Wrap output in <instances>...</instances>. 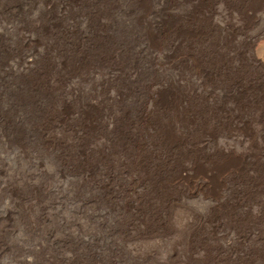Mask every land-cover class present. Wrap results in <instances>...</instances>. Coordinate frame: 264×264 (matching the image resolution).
Instances as JSON below:
<instances>
[{"label": "rangeland", "instance_id": "rangeland-1", "mask_svg": "<svg viewBox=\"0 0 264 264\" xmlns=\"http://www.w3.org/2000/svg\"><path fill=\"white\" fill-rule=\"evenodd\" d=\"M173 2L0 0V264H264V138L208 123L214 136L194 134L164 149L178 143L176 107H167L163 88L176 84L179 51L168 53L148 22L179 12ZM263 9L245 28L252 51L264 49ZM169 31L175 39V28ZM26 35L35 38L24 42ZM208 42L205 58L220 48ZM32 47L41 56L26 72L16 55ZM57 50L68 57L60 74ZM154 95L148 123L141 115ZM82 100L94 105L84 117ZM165 122L173 128L156 131ZM196 126L188 124L196 132L204 125ZM250 127L264 126L254 120ZM254 173H262L258 185L247 183Z\"/></svg>", "mask_w": 264, "mask_h": 264}, {"label": "bare ground", "instance_id": "bare-ground-1", "mask_svg": "<svg viewBox=\"0 0 264 264\" xmlns=\"http://www.w3.org/2000/svg\"><path fill=\"white\" fill-rule=\"evenodd\" d=\"M173 3L180 5L181 9L179 10V12H177V13L167 12L164 20H163V16L161 17V19H162L161 22H159V20L157 21L155 18H152V20H150V21L148 19V21H149L148 23H150V24L153 23L151 26L150 25H148V26H150V27L153 26L154 30L163 34L164 45L169 46V48H167L168 53H170L171 51H175V50L179 51V56H178L179 68L176 72V77L174 78V81H173V83H176V84L171 85L170 87L165 86L163 88L164 89L165 103L168 105L167 107L172 106V104H173V106L176 107L175 108L177 111L176 116L175 115H173V116L176 117L174 119L176 121H174V122H177L176 134L178 135L177 136L178 143H177V139H176V141H174L173 144H170V145L166 144L165 145L166 147H164V149H166L168 151L176 149L177 146L180 145L182 140H184L185 138L193 137L194 134H196V136L199 134L202 136H208V137L214 136L215 133H211V131L208 128H206V126H205V124L208 125V123L212 124L213 126L214 125L215 126H218V125L223 126V125H227V124H228V126L232 125V128H234L233 130H236L239 132L241 131L242 135H244L246 137H250L251 139H253V138H255L254 136H257V137H261V139H263L264 138V127L253 130L250 127V124L252 121L255 120V121H257V123L260 122V126L261 125L264 126V49L252 51L251 44H252L253 34H250L247 31H245V28L249 24V22H251V21L255 22L254 20H256V18L258 17L257 16L258 10H260V8H264V0H174ZM140 4H142V2H140ZM89 7L91 8L92 6H89ZM147 9H148V7H147ZM232 9L237 13V15H234V18L237 20L232 18V16H233L231 13ZM93 10H95V9H93ZM140 10H142V9H140ZM144 10H145V8H144ZM47 11H49V10H47ZM146 11L148 12L149 10H146ZM97 12H98V9H97ZM99 12H100V10H99ZM143 13L140 14L142 17L144 16V15H142ZM106 14H107V10H106ZM148 14H150V13H148ZM101 15H103V14H101ZM140 15H139V17H140ZM144 22H146V19ZM154 24H157V27ZM97 25H98V23H97ZM45 26H46V23H45ZM101 27H102V25H101ZM172 28H175V31H176L175 39L170 38V31L169 30H171ZM239 30H243L244 32L242 33L243 35L240 36V38L238 37L239 39L236 37L238 40L237 41L235 40L236 41V43H235L233 39H235V34ZM41 32H43V31H41ZM67 34L65 33V35H63V37L64 36L66 37ZM154 35L152 37H154ZM32 37H34V36H32ZM32 37L26 35L25 39H23V40H24V42L29 43L32 40ZM66 38H68V37H66ZM210 38L216 39V42L220 44V48H218L217 50H214V49L209 50V56L205 58L206 53H203L202 45H205V46L208 45V43H209L208 41ZM200 41H204V44L200 43ZM42 43H43L42 44L43 47H45V48L48 47V50L51 49V46H52L51 43H49V44L44 43V42H42ZM103 43H106V42H103ZM110 44H111V42H110ZM60 45H62V44H60ZM90 46H92V45H90ZM104 46H106V45H104ZM108 47H111V46H108ZM64 48H65V46H64ZM72 48H73V46H72ZM75 48H73V49H75ZM27 49H29V48H27ZM52 49H54V48H52ZM35 50L32 47L31 50H28V52L16 55L17 56V64H20L22 69L26 72L30 71V70L32 71V69L34 67L33 65L35 64L36 56H41V52L35 51ZM63 50L64 49H62L61 52H63ZM96 50H99V49L97 48ZM107 50H108V48H107ZM111 50H109L110 53H111ZM114 50L115 49H113V51ZM44 52H42V53H44ZM87 53L88 52H86V54ZM111 54H113V53H111ZM164 54H165V52H164ZM4 55H6V54H4ZM81 55H83V54H81ZM260 56H261V58H260ZM55 57H56V61L54 60V63L56 62L55 63L56 67H55L54 71L55 72L57 71L56 73L60 74V68L59 67L64 66L67 68L68 57L66 54L60 53L59 50H57ZM72 57H73V55H72ZM74 57H76V56H74ZM122 57H123V54H122ZM76 58L78 60V57H76ZM202 58H205L203 62H202ZM100 59H102V58H100ZM112 59H110V60H112ZM114 59H115V57H114ZM95 60H97V59H94V61ZM108 61H109V59H108ZM78 62L81 63L80 59L78 60ZM87 62H88V60H87ZM105 62H107V61H105ZM92 63L95 64V62H92ZM97 63H98V60H97ZM101 63H104V62H101ZM93 65L91 64V67ZM113 66L115 68L116 65L114 64ZM98 68H101V67L98 66L97 69ZM114 68H113V70H114ZM72 70H77V69L72 68ZM67 72H69V71H67ZM108 72H109V70H108ZM56 73H55V75L57 77L58 74H56ZM101 75H103V74H101ZM98 78H100V74H99ZM56 81H58V80H56ZM106 81H108V80H106ZM164 81L167 83H171L170 80L167 78H165ZM150 83H152V82H150ZM57 84H58V82H57ZM146 84H149V82ZM55 87H57V86H55ZM68 88H69V86H68ZM95 88L96 87H94V90H95ZM146 88L148 89L147 86H146ZM158 89H160V88H158ZM70 91H72V94L74 96L79 97V95L77 94L79 92V89L76 86H74V85L70 86ZM143 91H144V89H143ZM154 91H155V88L152 91V93ZM94 92L95 91H93V93ZM147 92L149 93L150 91H147ZM67 93H68V90H67ZM144 93H143V95H144ZM97 96H95V99ZM157 96H158V93H157ZM65 97L62 98V101H63V104L67 107V105L69 106V104H68V101L66 100L67 98L65 99ZM98 100H99V98H98ZM157 100H158V98L155 97V95H154L153 102L150 103L151 105L148 106V108L146 110L144 109V112L141 115L142 120L148 121V123L152 121L150 114L153 110L154 105H156V102H158ZM83 101L84 100L80 101L81 104L79 105V108L77 109V112L82 117H84L83 115H85L87 113L88 108H90V109L92 108V105H90V103H89V105L87 104L88 106H87V108H85L86 104L84 103L85 101L84 102ZM89 101H91V100H89ZM91 104H93V102ZM93 108H94V105H93ZM170 108H172V107H170ZM164 109H166V108H164ZM91 112H93V111L91 110ZM94 112H95V110H94ZM164 112H166V111H164ZM93 115H94V113H93ZM95 115H94V118H95ZM86 117H87V115H86ZM167 117H168V115H167ZM167 119H169V118H167ZM93 122L95 124V121H93ZM160 123H161V121H160ZM160 123H158L159 125L155 128L156 131L167 132V131L171 130L174 126L170 122L167 124H166V122L162 123V124H160ZM190 123L192 125V128L197 129L196 125H198V124H200V126L204 125L205 127L203 126V127L199 128V130L202 129V131H200V132H196L195 130H194L195 131L194 132L190 129V127H188V124H190ZM97 124H98V122H97ZM229 129H228V131H229ZM133 135H135V134H133ZM194 137H195V135H194ZM144 138L149 139V143H150V146L152 148H155L157 146V143H156V140L154 139V137H151V138L144 137ZM131 139L133 140L134 138H131ZM161 142H162V140H161ZM144 145H146V144H144ZM209 146L210 145H208V147ZM214 149H216L218 151L220 150L219 152L223 154V152L221 151L220 148L215 147ZM144 151H145V149H144ZM157 151H158V149H157ZM157 151H156V154L158 152H160V151H158V152ZM219 152H217V153H219ZM132 153H134V152H132ZM134 154L136 155L137 153H134ZM158 154H160V153H158ZM149 155H148V157H149ZM151 156H152V154H151ZM134 158H136V157H134ZM207 158L209 159L210 157H207ZM248 158H249V156H248ZM248 158H246V156H242V161H241L242 164H244V165H246V163H248L249 165H250V163L253 164L254 161L252 162V160H251L252 158L251 159L249 158L251 160L250 162H248V160H247ZM134 160H136V159H134ZM154 162L157 163V161H154ZM223 163H225V161ZM244 165L243 166L241 165L242 168H244L241 170H245ZM253 165H251V166H253ZM143 166H144V164L142 162V167ZM224 166H223V168L226 167V166L225 167ZM237 166H239V165H237ZM259 166H261V165H259ZM206 168H207V166H206ZM250 169H252V168H250ZM211 171H212V169H211ZM89 172H91V170H89ZM212 173H214V172H212ZM251 173H252V171H251ZM210 174H211V172H210ZM242 174H245V173H242ZM252 174H249L247 183L250 182L251 184L256 185L258 183L257 181H259L258 178L260 177V175L262 173L259 175H255V173H254V175H252ZM239 179H240V177H239ZM245 180H247V179H245ZM252 186H254V185H252ZM246 187H247V185H246ZM244 213H246V212H244ZM241 219L239 218V220H241ZM230 247L231 246L229 245L228 248L230 249Z\"/></svg>", "mask_w": 264, "mask_h": 264}]
</instances>
